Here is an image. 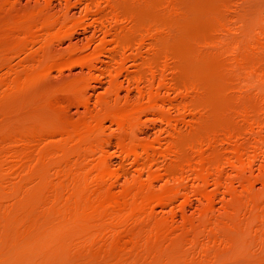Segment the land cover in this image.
<instances>
[{
    "label": "rangeland",
    "instance_id": "obj_1",
    "mask_svg": "<svg viewBox=\"0 0 264 264\" xmlns=\"http://www.w3.org/2000/svg\"><path fill=\"white\" fill-rule=\"evenodd\" d=\"M0 264H264V0H0Z\"/></svg>",
    "mask_w": 264,
    "mask_h": 264
},
{
    "label": "bare ground",
    "instance_id": "obj_2",
    "mask_svg": "<svg viewBox=\"0 0 264 264\" xmlns=\"http://www.w3.org/2000/svg\"><path fill=\"white\" fill-rule=\"evenodd\" d=\"M116 203H118V202H116ZM120 204H122V203H120ZM120 204H119V206H120ZM136 203H134V205H135ZM122 205H124V204H122ZM132 206H133V204H132ZM139 207V205L138 204H136V206L135 207ZM137 209V208H136ZM132 210H134V209H132Z\"/></svg>",
    "mask_w": 264,
    "mask_h": 264
}]
</instances>
